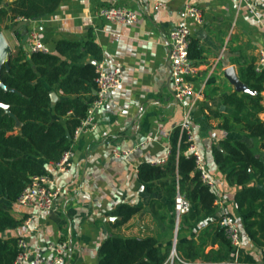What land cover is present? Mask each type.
<instances>
[{"label": "crops", "instance_id": "obj_1", "mask_svg": "<svg viewBox=\"0 0 264 264\" xmlns=\"http://www.w3.org/2000/svg\"><path fill=\"white\" fill-rule=\"evenodd\" d=\"M113 1L134 11L136 20L119 23L98 16V9L112 0H59L51 13L29 20L28 25L15 30L16 23L23 20L17 18L14 25L1 30L12 53L18 44L22 45L23 35L33 30L38 32L48 52L53 53L57 52L56 44L60 40H92L99 47L100 58L96 60L87 53L76 65L102 60L106 68L121 69L122 83L106 94L97 112L95 129L71 143L74 150L71 165L59 171L52 162L39 159L61 188L53 209L38 211L0 197V208L21 221L17 227L0 233L1 237L23 238L30 253L40 251L46 256L53 254L49 245L65 241L70 264H98V248L110 235L154 236L162 245L172 242L176 229V224L172 227L173 199L162 185L171 179L146 182L139 177L138 169L143 163L161 159L166 163L171 135L180 127L186 111L197 149L214 180L211 189L217 195L214 203L219 214L232 216L243 228L246 212L241 210L246 207H239L236 193L245 187H263L254 172L243 185L231 182L227 177L230 165L222 167L216 157L218 151L225 152L224 142L241 141L264 161L259 139L233 121L239 113L225 103L227 95L237 91L225 74L227 68H233L241 80L240 69L257 65L258 52L264 49V1ZM188 3L201 9L202 24L186 18L184 8ZM183 22L189 27L190 41L201 48V55L191 58L196 66L193 93L178 102L172 91L167 40L170 29ZM26 43L31 45L30 37ZM52 91L57 94V100L62 96L61 91ZM259 118L264 121V111ZM225 119L229 127L224 126ZM115 151L128 154L115 155ZM121 204L139 210L118 224L120 217L114 210ZM207 223L181 230L179 240L197 237ZM243 243L245 250L246 240L242 248ZM211 247H217L212 239L205 251Z\"/></svg>", "mask_w": 264, "mask_h": 264}, {"label": "trees", "instance_id": "obj_2", "mask_svg": "<svg viewBox=\"0 0 264 264\" xmlns=\"http://www.w3.org/2000/svg\"><path fill=\"white\" fill-rule=\"evenodd\" d=\"M59 0H0V30L8 29L17 18L38 19L51 13ZM15 24V23H14ZM13 24V25H14ZM56 53L33 51L28 53L18 44L7 66L0 73V197L14 202L32 175L43 174L47 169L42 161L56 162L63 152L70 149L75 127L84 117L88 105L95 98V64L76 65L89 53L100 58L98 45L92 40H60ZM59 54V55H58ZM64 56L61 58L60 56ZM201 48L190 41L189 56L200 57ZM69 60L75 62L70 64ZM240 78L255 93L233 91L225 98L239 115L233 117L242 130L256 136L264 149V121L259 114L264 111V67L256 71L254 64L240 69ZM52 89L61 91V97L51 103ZM225 119L224 126H228ZM229 127V126H228ZM70 135V138L67 135ZM225 152L218 151L217 162L230 165L228 179L243 185L254 172L263 187H245L236 193L239 207L245 206L246 215L240 226L241 235L257 247L264 248V161L241 141L224 142ZM187 137L177 127L170 139V152L164 165L143 163L138 175L143 181L170 178L162 182L168 196L173 200L177 192L190 202V210L181 216L177 231L176 250L186 261L202 263H225L234 259L232 245L220 224L222 214L214 203L217 195L204 184L195 167V159L186 153ZM244 208V207H241ZM139 207L118 205L114 213L120 217L118 224L127 221ZM252 211L250 214L247 212ZM208 221L201 232L186 241L179 240V233ZM21 221L6 209L0 208V233L17 227ZM173 228L175 218L172 219ZM18 237L0 236V264H14L19 252ZM217 244L205 251L210 242ZM243 242V241H242ZM172 242L162 245L154 236L122 237L108 236L98 248V264H162L168 257ZM238 261L257 263L252 253L242 248Z\"/></svg>", "mask_w": 264, "mask_h": 264}, {"label": "built area", "instance_id": "obj_3", "mask_svg": "<svg viewBox=\"0 0 264 264\" xmlns=\"http://www.w3.org/2000/svg\"><path fill=\"white\" fill-rule=\"evenodd\" d=\"M264 1V0H262ZM184 13L187 19L196 23L204 22L201 9L192 3L185 5ZM97 15L102 19L119 23H131L136 20L137 14L125 7L116 4L113 0L107 5L101 6ZM32 40L30 45L31 52L42 51L48 52V47L40 41L38 32L33 30L29 33ZM190 30L188 25L183 22L173 26L168 33V63L169 72L172 83V91L174 98L178 102H183L193 93L192 79L196 74V66L189 56ZM264 67V49L258 52V63L255 65L256 71ZM95 98L88 105L84 117L75 127L72 135V142L78 139L82 134L95 129L97 126V112L102 108L106 94L118 88L122 83L121 69L118 66L106 68L104 61L95 62V78H94ZM182 131L185 132L188 146L187 154H191L195 159V167L199 172L201 181L209 187L214 185V180L209 175L206 166L203 163L202 156L197 149L194 141L193 128L189 119L188 111L185 112L184 119L180 125ZM71 142V143H72ZM115 155H127L124 151ZM74 150L71 145L70 149L63 152L60 159L53 163L54 167L63 171L66 170L72 162ZM165 159L152 161V165H162ZM61 193V188L55 184L54 178L49 173L32 175L26 184L16 202L19 204L32 207L38 211H50L55 206L57 199ZM191 208L189 200L182 195L177 186V192L173 200V209L175 216L176 229L178 228L180 218ZM220 224L224 227L226 235L232 245L234 259L231 262L219 264H249L237 260L240 250L242 249V235L239 225L232 216L222 213ZM175 229V232H176ZM19 252L15 258L14 264H70L67 255V242L61 241L55 245H49V249L53 254L50 256L43 255L40 251L30 253L25 239L19 238L17 241ZM162 264H218V263H202L199 261H186L179 255L176 250V241L172 243L169 255ZM262 264V263H250Z\"/></svg>", "mask_w": 264, "mask_h": 264}, {"label": "water", "instance_id": "obj_4", "mask_svg": "<svg viewBox=\"0 0 264 264\" xmlns=\"http://www.w3.org/2000/svg\"><path fill=\"white\" fill-rule=\"evenodd\" d=\"M28 23H29V20L27 19H23L19 21L18 23H16L15 30H17L21 26L28 25ZM28 37H29V31L23 35L20 42L22 43L25 51L28 53H31V48L29 44L26 43V40L28 39ZM11 54H12L11 47L9 46L7 40L5 39L3 32L0 30V73H1L2 67L8 65ZM91 62H95V61L92 60ZM225 74L227 75L231 83L235 86V89L237 91L249 92L251 94L255 93V91L251 90L244 82H242L237 77L233 68L231 67L227 68V70L225 71ZM0 87L3 89H8V87L2 83L1 79H0ZM93 93H95V90L93 91ZM50 97H51V103H54L57 100V94L54 91L50 92ZM0 106H4V104L0 103ZM67 136L70 138L69 134ZM176 232H177V229H176ZM176 232H175V235H176Z\"/></svg>", "mask_w": 264, "mask_h": 264}, {"label": "rangeland", "instance_id": "obj_5", "mask_svg": "<svg viewBox=\"0 0 264 264\" xmlns=\"http://www.w3.org/2000/svg\"><path fill=\"white\" fill-rule=\"evenodd\" d=\"M245 236V235H243ZM244 241L246 240V243H245V252H249V253H252L253 257L256 258V260L258 261L257 263H262L264 264V248L262 247H257V246H254L248 239L247 237L245 236L244 237ZM174 241H177L176 239V235L174 233V236L172 238V243ZM243 241V242H244ZM243 249H244V243H243Z\"/></svg>", "mask_w": 264, "mask_h": 264}]
</instances>
